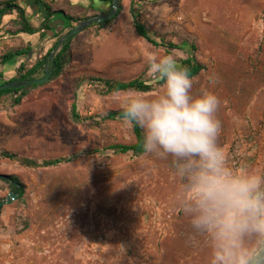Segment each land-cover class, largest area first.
Masks as SVG:
<instances>
[{"label": "rangeland", "instance_id": "obj_1", "mask_svg": "<svg viewBox=\"0 0 264 264\" xmlns=\"http://www.w3.org/2000/svg\"><path fill=\"white\" fill-rule=\"evenodd\" d=\"M44 1L82 20L105 15L97 0ZM132 2L154 38L185 49L168 53L141 38ZM120 7L113 25L75 37L60 78L31 90L19 106L13 95H0V153L75 158L47 169L0 158V174L18 177L24 190L0 211V264H210L208 237L183 211L171 157L109 150L136 138L131 124L107 118L120 111L115 97L124 93H108L92 79H139L155 92L161 84L147 75L153 55H173L178 63L194 57L205 65L193 90L208 88L220 99L218 144L228 165L264 177V0H121ZM1 26L16 29L13 22ZM2 37L0 72L3 55L27 46L20 37ZM36 46L30 67L44 56L42 43ZM13 75L5 69L0 82ZM74 103L79 122L72 118ZM96 150L101 153L86 154ZM11 192L0 181V202Z\"/></svg>", "mask_w": 264, "mask_h": 264}, {"label": "clouds", "instance_id": "obj_2", "mask_svg": "<svg viewBox=\"0 0 264 264\" xmlns=\"http://www.w3.org/2000/svg\"><path fill=\"white\" fill-rule=\"evenodd\" d=\"M147 64L148 77L162 84L152 93L116 94L121 118L142 129L145 155L171 157L183 211L208 237L210 264H264V177L228 165L218 144L219 97L208 88L194 92L173 55L150 56Z\"/></svg>", "mask_w": 264, "mask_h": 264}, {"label": "trees", "instance_id": "obj_3", "mask_svg": "<svg viewBox=\"0 0 264 264\" xmlns=\"http://www.w3.org/2000/svg\"><path fill=\"white\" fill-rule=\"evenodd\" d=\"M97 1H99L98 9L104 11L105 15H107L112 10L114 0H102V3L101 0ZM77 3H75L74 5H77ZM133 4L134 3L132 2L131 14L136 21V32L141 38L147 40L150 44L157 48H164L168 50V53L173 49H185L184 45V48H181L179 45L168 43L163 39L158 40L154 38L146 30L144 25L139 22L138 18L140 17V14L139 12H137V9L133 6ZM121 10L122 7L120 11ZM118 16H116L111 21H108L106 23L94 24L91 27H98L100 29L110 27L115 23ZM36 17L40 18V21H38ZM2 21L6 22L7 24L13 22V24L16 25V29L4 32L2 29L3 26H1ZM80 21H82V19L68 15L64 12V10H54L52 5L45 2L44 0H0V42L5 39L2 37V35L6 34V36H9L11 38H22L26 41L27 45L26 47L9 51L5 55H3L1 57V64L4 67V70L0 72V77H3L5 74V69L10 68L12 69L14 74V77H12L9 81H4L3 83L0 82V86L16 81H19L22 84L26 83V85L17 89L1 91L0 95H3L1 93H5V96L13 95V106H19L21 105L23 99L29 95L31 90H34L41 86L29 85V82L44 78L50 69H53V75L48 83L60 78L64 74L65 69L70 62L72 43L75 37L69 38L54 57H52L51 55L59 42L72 29H74L77 23ZM28 37L29 39H27ZM33 40L37 42L33 43ZM39 42L42 43L41 48L42 50H44V56L42 59L38 60L33 66L30 67L27 64V59L33 54V52L35 51L34 48L37 47L36 45ZM191 49L196 50V48L192 45ZM178 64L184 68H187L190 76L193 79H196L206 69L205 65L196 61L194 57H189L185 60H182ZM92 82H95L97 86L103 87L104 90L108 93H125L129 89H136L148 93L151 92L154 88L152 84L139 79L129 82H113L106 79H92ZM159 83L162 84V81H159ZM72 118L76 122L81 121L76 103H74L72 106ZM107 118L111 120H123L121 118V110L110 112L107 115ZM131 125L133 127L136 143L131 146L115 145L110 147L109 150L114 151L115 154L125 155L132 153L133 156L137 157L144 155L142 148L143 131L138 126L134 124ZM99 153H101V151L99 150L86 152V154L89 155ZM0 158L9 161H15L23 167L33 169L55 168L70 164L75 159L74 157H65L53 160L35 161L33 159L21 157L18 154L9 151H1ZM8 177L9 180L0 181L7 184L9 188L18 195L19 199H22L24 190L20 180L15 176ZM11 182L20 184L21 188L18 189L14 187Z\"/></svg>", "mask_w": 264, "mask_h": 264}, {"label": "water", "instance_id": "obj_4", "mask_svg": "<svg viewBox=\"0 0 264 264\" xmlns=\"http://www.w3.org/2000/svg\"><path fill=\"white\" fill-rule=\"evenodd\" d=\"M120 0H114L113 1V5H112V10L107 14V15H99V16H95V17H91L89 19H85L82 20L80 22L77 23V25L75 26L74 29H72L57 45V47L54 49L53 53H52V57H54L59 49L63 46V44L69 39V38H74L77 35H79L80 33H82L84 30L88 29L89 27L93 26L94 24H98V23H106L108 21H111L112 19H114L116 16H118L119 12H120ZM53 75V69H50L46 76L44 78L41 79H36L33 80L31 82H29V85H44L46 83H48L51 80V77ZM26 85V83H20L19 81L13 82V83H7L4 85L0 86V92L1 91H5V90H10V89H17L20 88L22 86ZM0 180H9L8 176L5 175H1L0 174ZM11 184L20 189L21 185L17 184L15 182H11ZM19 199L18 195L14 192H11L9 194V196L3 200L0 203V211L1 209L7 205V204H11L14 201H17Z\"/></svg>", "mask_w": 264, "mask_h": 264}]
</instances>
